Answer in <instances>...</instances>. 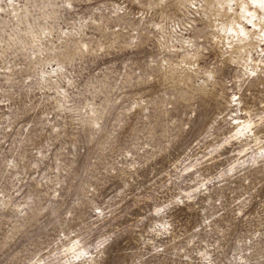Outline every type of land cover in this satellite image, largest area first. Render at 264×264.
Listing matches in <instances>:
<instances>
[{
    "label": "rangeland",
    "instance_id": "rangeland-1",
    "mask_svg": "<svg viewBox=\"0 0 264 264\" xmlns=\"http://www.w3.org/2000/svg\"><path fill=\"white\" fill-rule=\"evenodd\" d=\"M225 1L0 0V264H264V10Z\"/></svg>",
    "mask_w": 264,
    "mask_h": 264
},
{
    "label": "bare ground",
    "instance_id": "bare-ground-1",
    "mask_svg": "<svg viewBox=\"0 0 264 264\" xmlns=\"http://www.w3.org/2000/svg\"><path fill=\"white\" fill-rule=\"evenodd\" d=\"M213 3H215L216 4V6H217V10L218 11H223L224 9H226L227 8V2L225 1V0H211ZM238 1V0H237ZM230 2V1H229ZM240 2H241V13L242 14H245V12L247 11V8L244 6V3H245V0H240ZM253 3L254 4H256L260 9H262V10H264V0H253ZM260 11V10H259ZM262 14H263V12H262ZM246 16H248L250 19H252L254 16H255V14H254V12L253 13H250L249 15H246ZM258 20V19H257ZM253 22V21H252ZM264 22V21H263ZM259 24V23H258ZM230 28H235L237 31H238V34H237V36L239 37V39H240V41H241V45H242V48L243 47H246V46H248V45H251V38H249V36H251V35H248V33H247V31H246V29H245V27L244 26H238V27H236V26H233L232 24L229 26ZM231 30V29H230ZM262 31V30H261ZM260 32V31H259ZM250 33V32H249ZM262 34H263V32H262ZM261 36H263V35H261ZM253 38V37H252ZM254 40L256 41V39L254 38ZM260 40V39H259ZM258 40V41H259ZM257 41V42H258ZM260 43H261V41H259ZM259 44V43H258ZM240 47V46H239ZM247 48V47H246ZM249 51V50H248ZM236 122V121H235ZM236 124V123H235ZM237 125H241V126H243L242 125V123H239L238 122V124ZM246 125V124H245ZM237 127V126H236ZM240 128V127H239ZM241 129V128H240ZM239 131V130H238Z\"/></svg>",
    "mask_w": 264,
    "mask_h": 264
}]
</instances>
